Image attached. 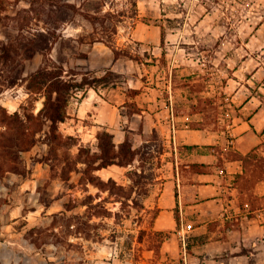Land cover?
<instances>
[{"label": "rangeland", "instance_id": "rangeland-1", "mask_svg": "<svg viewBox=\"0 0 264 264\" xmlns=\"http://www.w3.org/2000/svg\"><path fill=\"white\" fill-rule=\"evenodd\" d=\"M99 4L98 20L80 13L95 12ZM123 36H162L159 42L132 41L118 49L119 55L133 56L144 80L164 86L165 97L173 90L178 111L194 115L190 125L218 129L226 111H237L226 91L228 79L247 50L264 43L251 40L264 36V0H5L0 10V264H145L144 251L156 239L150 233L156 206L148 194L158 189L154 178L171 158L163 154L170 145L159 130L143 134L148 141L141 153L116 176L95 172L107 182L100 187L75 169L87 166L75 160L78 146L48 140L49 123L35 132L27 124L26 133L36 142L24 150V126L19 129L9 116L43 108V91L28 86L32 74L62 65L65 76L81 77L87 70L77 62L86 58L90 43L101 38L116 48ZM126 78L120 74L114 83ZM76 93L84 91L75 92L70 104ZM59 131L68 135L61 123ZM140 131H128L134 143L141 141ZM97 142L83 143L96 149ZM131 169L138 173L129 174ZM161 258L162 252H154L150 262L168 264Z\"/></svg>", "mask_w": 264, "mask_h": 264}, {"label": "crops", "instance_id": "crops-1", "mask_svg": "<svg viewBox=\"0 0 264 264\" xmlns=\"http://www.w3.org/2000/svg\"><path fill=\"white\" fill-rule=\"evenodd\" d=\"M121 40L117 49L132 41L159 42L162 36H123ZM251 40L258 44L264 36ZM86 52L78 68L99 75L114 70L127 78L76 93L61 128L92 144L103 127L115 134L117 143L125 140L128 131L142 129L136 146L148 141L143 140L144 133L157 129L163 135L170 145L163 154L171 158L154 178L152 184L158 189L148 194L158 209L153 229L166 234L161 260L168 264H264V178L247 187L241 177L247 172L242 156L252 151L264 154V43L247 50L235 76L228 79L226 91L237 111H226L218 129L192 127L194 115L178 111L173 90L165 97L164 86L144 80L138 71L140 63L124 54L116 56L115 47L106 41L90 43ZM130 89L140 91L132 95ZM131 105L138 110L130 111ZM194 163L202 164L201 169L195 170ZM127 167L112 164L99 172L114 177ZM153 256V250H145V264H152Z\"/></svg>", "mask_w": 264, "mask_h": 264}, {"label": "trees", "instance_id": "trees-1", "mask_svg": "<svg viewBox=\"0 0 264 264\" xmlns=\"http://www.w3.org/2000/svg\"><path fill=\"white\" fill-rule=\"evenodd\" d=\"M5 0H0V10L4 8ZM102 5H97L95 12L88 10H81L80 13L92 20H98L100 16V11H102ZM102 40L101 38H98ZM116 56L119 55V50L115 48ZM87 56V53L84 54ZM133 58V56H131ZM76 75L67 77L65 76V68L61 66H56L54 69L45 67L37 71L36 73L30 76L29 88L34 91H43V94L46 96L44 100L43 108L35 114L34 110H28L25 108L24 116L19 112L9 114L12 118V122L18 124V128L21 129V126H24L23 129V144L22 149H30L36 142V136L30 135L28 132V123L34 125V132L41 129V127L49 123L50 133L48 140H59L64 146L73 145L78 146V152L76 153L75 160L83 162L87 166L85 168L76 166V170L84 171V179L90 181L96 186L104 187L106 181L101 177L100 174H95L104 167H108L112 164H118L121 166L132 165L137 159L138 155L141 153V145L136 146L133 140L130 138L129 134L124 141L117 143L115 141V134L107 129L103 128L97 133V148L94 149L90 144H84L81 142L80 138L77 136L68 134H61L59 131V124L65 121L69 116V106L70 99L75 92L86 91L88 88L94 87L99 88L102 86H107L111 83H114V77L120 76L119 73L114 70H107L104 74L98 75L93 71L81 72L82 76L78 77ZM18 78H15L14 83H17ZM135 93H138L139 89H133ZM138 108L136 109V111ZM36 126L38 128H36ZM192 126V125H191ZM195 128H200L198 126H192ZM14 127L10 129L12 132ZM18 129V130H19ZM15 131V130H14ZM17 137L19 138L20 131H15ZM53 143V142H52ZM20 145L18 147H20ZM11 155L15 153V150H11ZM245 159L247 172L241 177L246 180L245 184L247 187H252L251 181H256L264 178V154L261 155L257 151H252L247 155L242 156ZM195 170H200L202 164L194 163L192 164ZM71 171L72 168H69ZM137 170H129V174H137ZM110 180H113L110 178ZM158 213L156 207L155 217ZM154 217V219H155ZM179 219V218H178ZM154 224V221H153ZM152 224V227H153ZM152 237L159 238V241L156 239L153 241L152 245H149V249L154 250L156 255L162 252V243L166 238V234L162 231H157L152 228Z\"/></svg>", "mask_w": 264, "mask_h": 264}]
</instances>
